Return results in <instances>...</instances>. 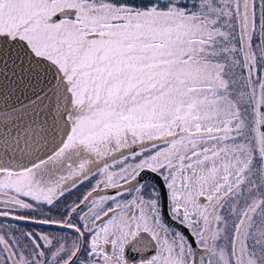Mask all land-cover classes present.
<instances>
[{
	"label": "snow or ice",
	"instance_id": "6c2138e0",
	"mask_svg": "<svg viewBox=\"0 0 264 264\" xmlns=\"http://www.w3.org/2000/svg\"><path fill=\"white\" fill-rule=\"evenodd\" d=\"M0 264H264V0H0Z\"/></svg>",
	"mask_w": 264,
	"mask_h": 264
},
{
	"label": "flooded vegetation",
	"instance_id": "af4514ba",
	"mask_svg": "<svg viewBox=\"0 0 264 264\" xmlns=\"http://www.w3.org/2000/svg\"><path fill=\"white\" fill-rule=\"evenodd\" d=\"M85 189H86V185L80 187V188H79V192H82V191H84ZM78 194H79L78 191H76V190H72L71 195L66 194V199H68V200L70 201V200L74 199V198L76 197V195H78Z\"/></svg>",
	"mask_w": 264,
	"mask_h": 264
}]
</instances>
